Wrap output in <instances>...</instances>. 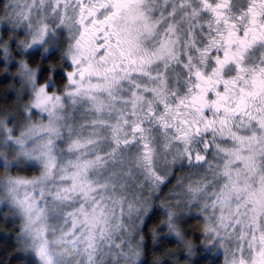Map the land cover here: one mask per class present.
I'll return each mask as SVG.
<instances>
[{"label":"clouds","instance_id":"obj_1","mask_svg":"<svg viewBox=\"0 0 264 264\" xmlns=\"http://www.w3.org/2000/svg\"><path fill=\"white\" fill-rule=\"evenodd\" d=\"M0 264H264V0H0Z\"/></svg>","mask_w":264,"mask_h":264}]
</instances>
